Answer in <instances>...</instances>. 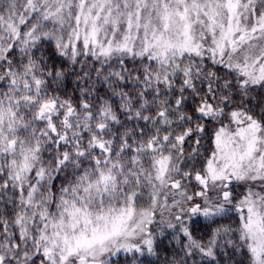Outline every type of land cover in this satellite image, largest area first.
Returning <instances> with one entry per match:
<instances>
[{
	"label": "snow or ice",
	"instance_id": "6c2138e0",
	"mask_svg": "<svg viewBox=\"0 0 264 264\" xmlns=\"http://www.w3.org/2000/svg\"><path fill=\"white\" fill-rule=\"evenodd\" d=\"M0 264H264V0H0Z\"/></svg>",
	"mask_w": 264,
	"mask_h": 264
},
{
	"label": "trees",
	"instance_id": "16d2710c",
	"mask_svg": "<svg viewBox=\"0 0 264 264\" xmlns=\"http://www.w3.org/2000/svg\"><path fill=\"white\" fill-rule=\"evenodd\" d=\"M169 255H170V253H169ZM240 257H238V259H239Z\"/></svg>",
	"mask_w": 264,
	"mask_h": 264
},
{
	"label": "rangeland",
	"instance_id": "374dc122",
	"mask_svg": "<svg viewBox=\"0 0 264 264\" xmlns=\"http://www.w3.org/2000/svg\"><path fill=\"white\" fill-rule=\"evenodd\" d=\"M241 191H242V189H241Z\"/></svg>",
	"mask_w": 264,
	"mask_h": 264
}]
</instances>
